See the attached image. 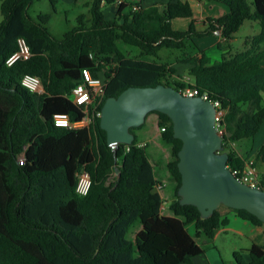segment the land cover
<instances>
[{"label":"trees","instance_id":"trees-1","mask_svg":"<svg viewBox=\"0 0 264 264\" xmlns=\"http://www.w3.org/2000/svg\"><path fill=\"white\" fill-rule=\"evenodd\" d=\"M220 1L228 12L207 17L203 28L191 19L187 29L178 30L171 21L193 14L186 1L126 0L117 4L115 17L107 19L102 7L117 0H90L89 16L79 13L75 25L57 38L46 25L49 13L36 17L28 13L34 0H0V264H193L192 258L204 253L197 239L213 238L223 205L201 217L196 206L180 204L181 140L173 136L165 113L147 115L156 114L157 125L164 126L159 140L169 148L164 167L168 181L174 183V198L168 215L161 213L154 168L144 147L136 145L135 130L144 122L129 128L134 139L125 150L126 145L113 149L106 142L99 116L78 128L55 126L53 117L66 114L76 122L84 116L82 107L70 99L83 68L105 82L98 111L105 98L116 97L128 86L162 83L183 88L186 83L167 76L176 71L174 67L142 58H155L161 48H171L183 52L177 61L190 65L187 75L198 91L228 108V143L252 138L264 122V0ZM133 3L139 8L132 10ZM244 20L257 21L259 31L246 36L243 47L232 52L230 41ZM217 31L225 41L216 44L220 58L210 61L194 38ZM19 37L31 56L7 65ZM118 42L137 47L139 56H128ZM25 73L39 76L41 93L20 85ZM226 146L228 166L242 168L243 158L233 145ZM257 153L264 159L262 146ZM82 170L91 181L83 196L75 191ZM260 181L264 186V174ZM230 209L240 219L264 227L249 211ZM136 220L141 227L130 239L126 234ZM190 224L193 233L187 229ZM247 251L249 261L243 260L240 250L233 252L235 264H264V245L252 244Z\"/></svg>","mask_w":264,"mask_h":264},{"label":"water","instance_id":"water-1","mask_svg":"<svg viewBox=\"0 0 264 264\" xmlns=\"http://www.w3.org/2000/svg\"><path fill=\"white\" fill-rule=\"evenodd\" d=\"M150 111L165 113L171 119L173 136L181 140L177 152L180 204L196 206L201 217H208L220 205L245 209L264 224V189L241 182L226 166L228 152L216 132L215 108L209 100L183 95L162 83L128 86L116 97L105 98L100 108L99 125L106 132V142L113 149L132 143L134 134L129 128L141 125ZM114 172L119 174L117 165Z\"/></svg>","mask_w":264,"mask_h":264},{"label":"rangeland","instance_id":"rangeland-1","mask_svg":"<svg viewBox=\"0 0 264 264\" xmlns=\"http://www.w3.org/2000/svg\"><path fill=\"white\" fill-rule=\"evenodd\" d=\"M247 1L251 2V0ZM84 2L85 0H53L52 7L50 0H34L32 5L28 9V13L32 17H36L39 12L49 13L50 18L46 25L55 37L60 38L66 30L72 28L75 25V18L79 13H84L86 17L89 16L88 12L86 11L85 5H83ZM217 2L219 1L211 0V3L215 5L218 4ZM102 10L104 16L107 19H112L115 17L114 6L112 4H105L102 7ZM175 21H182L184 24H179L180 22L178 23ZM175 21L173 22V24H171V26L173 28L183 27L184 30L187 29L188 24L190 22H188V19H180ZM258 31L259 25L257 21L245 20V22L234 33V36L230 41L231 51L233 52L241 49L243 47V40L245 39V36H252ZM209 39H211L210 36L206 37L204 43L209 41ZM118 46L120 50H122L128 56H139V49L135 46L127 45L122 42H118ZM185 51L193 52V49L187 48L185 49ZM158 53L160 55L155 58L152 56H142V58L158 60L160 62L167 63L173 61L176 56L180 57V55H183L182 51L171 48H161ZM219 58L220 57H218V59ZM171 67L173 68V66L170 65V68ZM184 72L186 71H183V73ZM167 76L170 80L174 78L173 75L170 74H167ZM170 84L172 85V83ZM262 96L264 97V92H262ZM153 117V113H150L146 116L144 120V125L140 128L141 131L136 132V135L138 141L141 140L145 143L143 147L145 149L146 156L152 164L156 172V176H158L159 179H162L166 175L164 166L170 157L169 148L160 142L159 126L154 124L152 120ZM251 139L252 138L235 141L236 143L235 145L233 144V146L239 149L241 146L244 145V150H249L251 146ZM163 180L165 181V186L162 188V190H160L159 193L161 195L163 205H167L171 198V195L173 196L174 183L168 181V179ZM165 212H167V210H165ZM236 221L237 223L235 224L232 222V225H238L241 227V223H243L241 222L242 220ZM140 227V222L138 220L134 221V223L128 229L126 236L130 239H134V236L138 232ZM244 227L245 226L241 228L244 229ZM189 229L192 230L193 226H189ZM205 240V238H201L198 241L201 247L204 248V253L196 256L193 259V264H235L233 252L239 251L240 249H242L240 251L246 252V249L251 244L245 236H240L239 234H236L232 231L221 233L220 236H218L215 240L211 241L210 243H206Z\"/></svg>","mask_w":264,"mask_h":264},{"label":"built area","instance_id":"built-area-1","mask_svg":"<svg viewBox=\"0 0 264 264\" xmlns=\"http://www.w3.org/2000/svg\"><path fill=\"white\" fill-rule=\"evenodd\" d=\"M126 2V0H117L116 4ZM139 4L133 3L131 5L132 10H136L139 8ZM218 41L224 42L225 38L218 34ZM31 56V52L29 49L28 44L24 40V38L19 37L17 39V50L11 53L5 60L7 65H11L16 60H24ZM182 81L186 83V85L179 89V91L186 96H200L202 99H207L214 105L215 113H214V126L216 132L222 138V146H226L227 144L233 145L234 142H229L225 139L227 137L226 131V122H225V115L227 113L228 108L223 107L220 102L216 99L212 100L209 98L208 94L204 92H199L198 89L194 86L191 78L188 75L182 77ZM20 85L26 88L30 92L34 93H41L43 91L41 79L39 76L34 74L25 73L20 78ZM105 91V82L102 77H94L92 76L90 70L88 68H83L81 70V81L78 82L74 87L71 89L70 99L71 101L82 107L84 116L81 120L76 122H71L69 117L66 114H56L53 117V124L55 126L60 127H69V128H78L88 126L94 119V117L99 116L100 110H97L100 101L104 97ZM164 126L159 127V131H163ZM144 142L136 143L137 146H144ZM227 147V146H226ZM129 147L126 145L125 150H128ZM22 163V159L19 160ZM226 166L229 168L231 173L237 177L241 182L248 184L252 187H257L264 189V186L261 184L260 177L258 176V170L253 163V160H245L243 167H233L230 168L228 164ZM155 175V184L154 189L158 192L162 190L165 186V181L163 179H168V174L166 173L165 177L159 179L156 176V172L154 170ZM90 177L87 171L82 170L80 173L77 174V184L75 187V191L78 195H85L90 186Z\"/></svg>","mask_w":264,"mask_h":264},{"label":"crops","instance_id":"crops-1","mask_svg":"<svg viewBox=\"0 0 264 264\" xmlns=\"http://www.w3.org/2000/svg\"><path fill=\"white\" fill-rule=\"evenodd\" d=\"M89 1L90 0H85V2L83 3V5H85L86 11L88 10ZM182 1H186L190 4V6L192 8V12H193L192 17L191 18H177V19L172 20L171 24H173V22L175 20L188 19V22H189L191 19H193L194 23L198 27L203 28L206 26L205 20L207 17L215 18L219 15H222V14L228 12V6L220 0H217L219 2H217L218 4H216V5L211 3V0H182ZM112 5L114 6V11H115L117 4L115 3ZM175 22H178V23L180 22L179 24H184L182 21H175ZM244 22H245V20L242 22V24ZM174 29L184 30L183 27H175ZM218 34H219V32L217 31V32L210 34V35H207V36L194 38V43L196 44V46L199 48V50H203L206 53V55L209 57L210 61L218 60V57H220V55H221V50H219L216 47V42H218V36H219ZM209 36L211 39H209V41L204 43L206 37H209ZM247 36H251V35H247ZM199 54H200V52L197 53V55H199ZM158 55H160V54L158 53ZM177 58H178V56H176L173 61H170L167 63L176 69V71L172 74L174 77V80L177 79L178 81L179 80L182 81L181 77L187 75V69L189 68L190 65L187 63L178 62ZM261 64L264 66V60L262 61ZM183 71H186V72L183 73ZM180 74H183V75H180ZM262 98H263L262 104H264V97L262 96ZM153 116L154 117L152 118V120H153L154 124L157 125V116H156V114H153ZM233 121H234V119L231 120V122H233ZM225 122H226V120H225ZM226 124H227V122H226ZM140 131L141 130L138 129L136 132H140ZM246 139H249V138H246ZM139 142H142V141L140 140ZM235 143L236 142H234V145H235ZM243 146H241L239 149L236 147H234V148L237 151V153L243 158L244 161L245 160H253V163L258 170V176H261L262 174H264V159L261 156L257 155L258 149L261 146L264 149V122L261 124L259 131L252 137L250 149L244 150ZM173 198H174V196L171 195L169 202ZM169 202L167 203V205H163V203L161 204V213L162 214H165V215L169 214L168 211L165 212V210H167V206H168ZM220 208H221L220 209V214H221L220 225H219L218 229L215 231L213 238L205 240L206 243L207 242L210 243L211 241L215 240L218 236H220L221 233H224L227 231H232V232H235L236 234H239L240 236L241 235L245 236L250 241V243H251L250 246L252 244H256L259 247H263V245H264V227L263 226H257V225L250 223L247 220L240 219L236 215L234 210H232L228 207H224V205L221 206ZM236 220H242L241 222H243V223H241L242 224L241 227L245 226L244 229H242L238 225L237 226L232 225V222L235 224L237 223ZM189 226H191V224L187 225L188 231L190 233H193V229L190 230ZM201 238L202 237L198 238L197 242ZM199 245H200V243H199ZM250 246H248V248ZM247 249H246V252L241 251V256H242L244 261L250 260L249 253H248ZM240 250H242V249H240ZM194 258L195 257L192 258V261Z\"/></svg>","mask_w":264,"mask_h":264}]
</instances>
